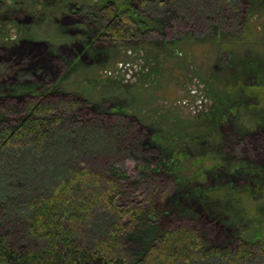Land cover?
Masks as SVG:
<instances>
[{
	"label": "rangeland",
	"instance_id": "1",
	"mask_svg": "<svg viewBox=\"0 0 264 264\" xmlns=\"http://www.w3.org/2000/svg\"><path fill=\"white\" fill-rule=\"evenodd\" d=\"M100 1L0 0V102L12 100L18 106L34 93L85 101L58 125L56 142H48L52 150L45 152L49 161L27 148L19 153L0 146V200L24 203L31 188L48 190L69 167L75 168L77 159L92 164L100 159L122 162L119 176L133 178L143 167L149 168L141 158L157 155L161 165L155 170L161 166L165 170L166 163L170 181L181 190L224 187L239 169L218 157L223 137L230 143L239 141L247 158L264 164V17H258L256 0L243 1L240 21L248 16L250 24L244 40L240 24L230 27L221 18L204 28L178 24L170 29L166 16L176 12L166 5L153 7L168 15L154 16L159 32L145 45L95 42ZM77 8L81 9L78 19L67 16ZM247 61L253 67L250 71L243 66ZM255 80L260 89L257 95L248 94L243 86ZM110 119L144 123L145 136L155 142L151 150L125 156L103 136ZM19 120L0 109V129H14ZM186 148V157L175 156ZM42 162L45 165L38 166ZM238 178L234 181L248 182ZM215 205L221 221L205 225L212 241L221 242L232 234L264 240V203H250V215L244 209L250 207L248 203L219 199ZM111 221L112 216L95 213L85 227L86 236L103 234ZM254 263L264 264V259Z\"/></svg>",
	"mask_w": 264,
	"mask_h": 264
},
{
	"label": "trees",
	"instance_id": "2",
	"mask_svg": "<svg viewBox=\"0 0 264 264\" xmlns=\"http://www.w3.org/2000/svg\"><path fill=\"white\" fill-rule=\"evenodd\" d=\"M165 1H100L97 6L100 30L95 42L145 45L159 32L155 17L168 15L162 10L166 5L176 12L166 16L170 29L178 24L204 28L221 18L230 27L240 24L241 38L248 37V16L240 21L244 0ZM256 1L258 17L263 18L264 0ZM80 10L74 9L67 16L78 19ZM243 66L248 71L253 69L249 61ZM259 85L255 80L250 86H242L248 94L257 95ZM47 95L34 93L28 102L18 106L12 100L0 102L5 115L20 117L14 129H0L2 148L18 149L19 153L27 148L28 153L50 160L45 152L51 151L50 143L56 142L55 136L61 131L58 125L65 116L84 106L85 101L71 95L61 100ZM104 125L107 127L103 136L113 140L115 147L122 149L127 157L146 153L155 143L145 136L147 127L140 121L110 119ZM223 140L224 137L218 157L239 169L224 187L193 193L181 190L170 181L166 163L165 170L163 166L155 170L156 165H161L157 155L141 158L149 168L143 167L133 178L126 174L119 176L122 162L100 159L92 164L77 159L75 168L69 167L63 176L57 177L51 188L45 189L47 192L31 187L30 192L28 187L31 196L29 200L25 196V206L23 202L12 205L1 199L0 264H201L207 261L255 264L256 260L264 259V240L253 241L232 234L214 242L205 231L208 222L221 221L220 209L215 205L219 199H230L235 205L248 203L250 207H244L248 215L253 211L250 203H264V164L247 158V151L238 147L239 141L235 145ZM188 150L183 149L175 156L186 157ZM40 164L43 167L45 162ZM239 176L248 182H235L241 180ZM135 195L139 198L135 199ZM1 198L5 199L4 194ZM99 212L112 216L114 221L107 224L103 234L86 236L85 227Z\"/></svg>",
	"mask_w": 264,
	"mask_h": 264
}]
</instances>
